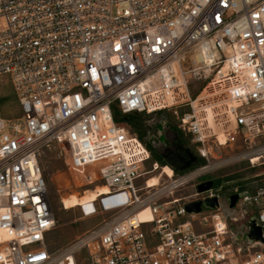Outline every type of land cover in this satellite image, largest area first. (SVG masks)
<instances>
[{
  "label": "built area",
  "instance_id": "2783aa9c",
  "mask_svg": "<svg viewBox=\"0 0 264 264\" xmlns=\"http://www.w3.org/2000/svg\"><path fill=\"white\" fill-rule=\"evenodd\" d=\"M3 77L22 118L0 114V264H264V186L198 192L232 164L264 178V0H0ZM159 112L195 151L179 156L187 174L148 188L137 182L151 151L116 113ZM53 145L75 170L97 169L113 215L51 251L40 160Z\"/></svg>",
  "mask_w": 264,
  "mask_h": 264
},
{
  "label": "rangeland",
  "instance_id": "374dc122",
  "mask_svg": "<svg viewBox=\"0 0 264 264\" xmlns=\"http://www.w3.org/2000/svg\"><path fill=\"white\" fill-rule=\"evenodd\" d=\"M0 114L9 126L21 124L22 113H20V104L14 93L11 80L6 77L0 79ZM137 115L140 116L139 118L148 129L143 142L151 151V158L144 168L145 174L137 182L138 185L145 184V181L152 177H158L159 183L164 181L166 179V175L162 174L164 167H169L172 170L177 169L176 176L187 174L189 171L181 172L182 161L178 159V156L186 162L188 157L187 149L195 151V145L191 143L189 137L184 136L180 132L177 127L176 117L167 112H159L153 115ZM127 127L130 129L128 125ZM131 131L133 132L132 129ZM64 155L65 150L53 145L44 151L40 160L56 221L55 228L48 236L51 251L66 247L77 237L104 223L113 215V212L103 208L102 198L97 200L94 214L85 216L82 208L64 210V206L61 203L63 199H67L71 195L81 198L90 192L95 193L103 185H106L104 182L97 181L96 168L88 167L84 171H77L70 166L67 159L65 160ZM156 164H158L157 172L148 174ZM261 171V169L249 168L246 163L232 164L214 170L204 180L215 181V186L222 189L221 193L225 197L236 191L253 194L257 188L264 186V178H255V175ZM90 181L91 183H89ZM192 185L177 192L176 196L190 195L193 192Z\"/></svg>",
  "mask_w": 264,
  "mask_h": 264
},
{
  "label": "bare ground",
  "instance_id": "6f19581e",
  "mask_svg": "<svg viewBox=\"0 0 264 264\" xmlns=\"http://www.w3.org/2000/svg\"><path fill=\"white\" fill-rule=\"evenodd\" d=\"M155 170L156 171L150 172L148 174H155L158 170V164H157V167ZM162 174L166 175L165 176L166 178H168V177L173 178L174 177V172L169 167H164ZM158 180H159L158 177L157 178L152 177V178L147 179L145 181L146 182L145 184H147L148 188L157 187V185L160 184L158 182ZM89 183H91V181ZM108 190H109L108 187L106 185H103V187H101L100 190L96 191L95 193L90 192L81 198H78L75 195H71V196L67 197V199H63L61 201V203L63 204L64 210H66V211L70 210V209H74V208H85L89 205L95 204L99 198L103 197V195L108 194ZM140 219L146 220L145 222H152L153 221L148 210H145L140 214Z\"/></svg>",
  "mask_w": 264,
  "mask_h": 264
},
{
  "label": "water",
  "instance_id": "95a60500",
  "mask_svg": "<svg viewBox=\"0 0 264 264\" xmlns=\"http://www.w3.org/2000/svg\"><path fill=\"white\" fill-rule=\"evenodd\" d=\"M178 159L180 160L179 156H178ZM182 161V160H181ZM191 163H188L187 165L183 164V161H182V165H183V170L187 169L188 166H190ZM213 184L214 182L213 181H209V182H206V183H203L201 185H199L198 187V192L199 193H204V192H207L209 190H211V188L213 187ZM232 206L235 205L236 201L238 200L237 196L236 195H233L232 197ZM121 202H127L126 201V198L125 196H121L118 198V201L115 202L114 204H121ZM209 205H216L217 204V199H211L209 201H207ZM112 204L111 203H108L106 204V207H110ZM187 211L189 213H192V212H200L201 210V203H193L192 205H189L187 206ZM84 211H86L87 213L93 211V206L92 205H89L87 207L84 208ZM253 235H255V237H261V234H260V231L257 230L255 232L252 233Z\"/></svg>",
  "mask_w": 264,
  "mask_h": 264
},
{
  "label": "trees",
  "instance_id": "16d2710c",
  "mask_svg": "<svg viewBox=\"0 0 264 264\" xmlns=\"http://www.w3.org/2000/svg\"><path fill=\"white\" fill-rule=\"evenodd\" d=\"M142 115H145V114H142ZM139 117L140 116L138 115L137 116L130 115V116L122 118L119 113H116V120L118 122L121 121V122L126 123L130 127V129L133 130L135 135H137L141 140H143L146 135V131L148 129L145 127V124Z\"/></svg>",
  "mask_w": 264,
  "mask_h": 264
},
{
  "label": "flooded vegetation",
  "instance_id": "af4514ba",
  "mask_svg": "<svg viewBox=\"0 0 264 264\" xmlns=\"http://www.w3.org/2000/svg\"><path fill=\"white\" fill-rule=\"evenodd\" d=\"M175 142H177V141H175Z\"/></svg>",
  "mask_w": 264,
  "mask_h": 264
}]
</instances>
